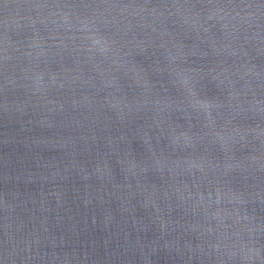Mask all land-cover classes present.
Instances as JSON below:
<instances>
[{
    "label": "water",
    "instance_id": "water-1",
    "mask_svg": "<svg viewBox=\"0 0 264 264\" xmlns=\"http://www.w3.org/2000/svg\"><path fill=\"white\" fill-rule=\"evenodd\" d=\"M0 264H264V0H0Z\"/></svg>",
    "mask_w": 264,
    "mask_h": 264
}]
</instances>
